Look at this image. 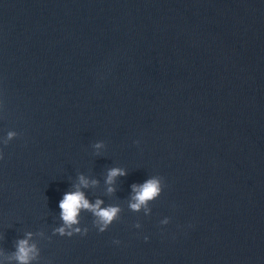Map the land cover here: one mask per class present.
Returning a JSON list of instances; mask_svg holds the SVG:
<instances>
[{"label": "water", "instance_id": "1", "mask_svg": "<svg viewBox=\"0 0 264 264\" xmlns=\"http://www.w3.org/2000/svg\"><path fill=\"white\" fill-rule=\"evenodd\" d=\"M0 149V264H264V0H0Z\"/></svg>", "mask_w": 264, "mask_h": 264}, {"label": "clouds", "instance_id": "2", "mask_svg": "<svg viewBox=\"0 0 264 264\" xmlns=\"http://www.w3.org/2000/svg\"><path fill=\"white\" fill-rule=\"evenodd\" d=\"M16 133L9 132L8 139L10 140ZM7 144V140L4 142ZM104 146L103 141H98L94 144L96 149H100ZM3 150L0 149V159H3ZM127 175V170L120 167H113L108 170V175L106 183L112 185L117 176ZM80 184L84 187L89 186V180L83 175L79 177ZM92 184L98 183L96 180L91 181ZM133 191L135 195L129 204V207L133 211L144 210L145 214L151 213V208L149 207V202L156 200L160 197L164 191L165 181L161 176H153L146 180L142 184H134ZM109 192L114 191V188L109 187ZM103 203L102 200L97 199L95 203H91L88 198H86L85 193L80 190L79 186H76L75 191L67 192L64 194L63 199L60 201L59 207L61 209V218L64 221V225L55 231L61 235L72 236L76 233L86 234L88 229H81L80 227H74L79 224V215L82 210L90 211L95 217L94 224L100 232H104L109 228V226L116 220L120 213V207L116 205H109L107 207H101ZM171 218H164L161 223L168 224ZM135 227H141L140 223L137 222ZM32 233H28L30 238ZM147 240L148 237H145ZM119 243V241H116ZM37 253L36 246L34 244H29L28 239H21L18 241L17 251L14 254V258L19 262V264H30V261L35 258Z\"/></svg>", "mask_w": 264, "mask_h": 264}]
</instances>
